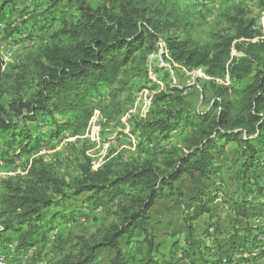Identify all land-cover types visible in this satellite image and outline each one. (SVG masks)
<instances>
[{"label":"trees","instance_id":"1","mask_svg":"<svg viewBox=\"0 0 264 264\" xmlns=\"http://www.w3.org/2000/svg\"><path fill=\"white\" fill-rule=\"evenodd\" d=\"M13 2L2 0L0 20L5 7ZM66 2L58 19L59 27L49 35L40 58L25 75L31 79L28 97L12 106L16 113L23 108L28 110L25 122H36L38 116L49 119L50 137H58L75 125L76 132L83 131L94 111L89 103L91 96L102 85L112 87L123 73L144 64L159 49V34L177 25L172 11L151 8L145 0H110L111 5L97 8L87 0ZM258 6L263 12L264 0H258ZM226 21L233 33H215L209 45H191L188 39L173 36L163 40L173 61L188 69L204 68L210 77L205 82L216 98L211 108L195 119L180 110H168L147 122L152 134L162 140H169L180 125L186 127L181 141L169 145L160 159L148 157L118 172L83 166L82 181L68 187L49 164L34 158L25 177L4 182L0 247L13 242L9 233L17 234L15 252H27L38 245L45 247L49 242L50 227L44 223L48 208L83 192L112 196L113 189L129 187L131 192L126 202L119 205L116 220L98 237L85 239L77 253H67L53 264H93L98 249L112 252L109 264H171L154 254L161 245L148 226L151 210L157 200L164 198L166 188L174 190L175 183L188 173H197L201 178L220 173L223 164L218 159L230 143L236 145L240 173L246 179L252 173L256 183H261L264 177L257 171L261 169L264 174V32L256 17L229 15ZM234 49L241 55L233 56ZM1 69L0 63V81ZM17 128L7 118L0 98V164L14 145L20 152L40 148L37 146L41 139L30 129ZM3 132L8 134L5 140ZM32 143L34 147L29 149ZM205 195L200 196L204 208L213 199ZM192 218L188 220L184 251L196 262L197 249L205 243L196 237ZM138 232L142 237H136ZM134 242L145 248L143 257L138 258L132 250Z\"/></svg>","mask_w":264,"mask_h":264},{"label":"rangeland","instance_id":"2","mask_svg":"<svg viewBox=\"0 0 264 264\" xmlns=\"http://www.w3.org/2000/svg\"><path fill=\"white\" fill-rule=\"evenodd\" d=\"M87 1L94 8L111 5L110 0ZM145 2L151 8L173 12L177 25L159 34L162 43L173 36L188 39L191 45H209L215 33H233L226 21L229 15L256 17L264 32V11H260L258 0ZM66 6V0L59 3L56 0H14L5 7L0 20L1 103L6 108L7 118L17 124V131L26 127L41 139L37 146L40 148L20 152L14 145L10 154L1 159L0 197L4 182L25 177L34 158L49 164L66 187L82 181L83 166L90 165L94 171L118 172L148 157L160 159L165 149L179 143L188 129L180 125L169 140H162L152 134L147 122L168 110H180L195 119L196 115L208 111L216 99L213 89L205 82L207 78L201 74L206 75L204 68L188 69L167 60L158 43L159 49L150 54L144 64L123 73L112 87L102 85L91 96L89 103L94 111L83 131L76 132L75 125L58 137H50L49 119L38 116L36 122H25L28 110L23 108L21 113H16L12 106L20 98L28 97L31 79L25 75L40 58L49 35L59 27L58 19ZM0 7H4L2 0ZM232 54L239 56L241 52L234 49ZM217 81L222 83V79ZM57 119L60 121L59 116ZM6 137L8 134L3 132L2 139ZM218 160L223 169L214 178L185 174L175 183L174 190L166 188L164 198L155 202L148 226L160 242L161 246L154 253L160 260L171 264H264V180L256 183L252 173L248 179L240 173L235 143L225 146ZM257 173L264 177L261 169ZM113 192L112 196L83 192L58 201L44 214V223L50 227L48 244L27 252H15L17 234L9 233L13 242L0 247V257H3L0 264H53L67 253H77L85 239L98 237L116 220L119 205L126 202L131 189L121 187ZM202 193L213 198L206 208L201 203ZM190 218L196 237L205 243L197 249L196 262L184 251ZM136 237H142V233L138 232ZM132 250L138 258L146 253L136 242ZM96 255L93 264H109L112 252L98 249Z\"/></svg>","mask_w":264,"mask_h":264},{"label":"built area","instance_id":"3","mask_svg":"<svg viewBox=\"0 0 264 264\" xmlns=\"http://www.w3.org/2000/svg\"><path fill=\"white\" fill-rule=\"evenodd\" d=\"M162 40H160L159 41V45H160V50H161V52H162V54H164L170 61L172 60L173 61V59L169 56V54H168V51H167V49H166V47H165V42L164 43H162L161 42ZM176 64V63H175ZM151 71L149 70V76L151 77L152 75H151ZM205 78H207V79H210V77L209 76H207V75H205L204 73H201ZM152 78V77H151ZM221 198V197H220ZM220 198H217V200H219ZM0 260H3V257H0Z\"/></svg>","mask_w":264,"mask_h":264},{"label":"crops","instance_id":"4","mask_svg":"<svg viewBox=\"0 0 264 264\" xmlns=\"http://www.w3.org/2000/svg\"><path fill=\"white\" fill-rule=\"evenodd\" d=\"M212 178H214L213 176H212ZM152 212V211H151Z\"/></svg>","mask_w":264,"mask_h":264}]
</instances>
